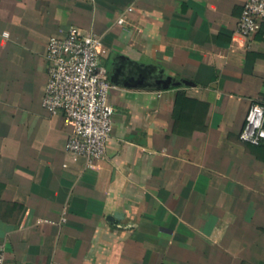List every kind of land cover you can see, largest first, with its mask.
<instances>
[{"label": "crops", "instance_id": "crops-1", "mask_svg": "<svg viewBox=\"0 0 264 264\" xmlns=\"http://www.w3.org/2000/svg\"><path fill=\"white\" fill-rule=\"evenodd\" d=\"M245 1L0 0L4 264H264V139H239L264 102V22L238 32ZM70 26L101 37L113 84L92 165L40 104Z\"/></svg>", "mask_w": 264, "mask_h": 264}, {"label": "built area", "instance_id": "built-area-1", "mask_svg": "<svg viewBox=\"0 0 264 264\" xmlns=\"http://www.w3.org/2000/svg\"><path fill=\"white\" fill-rule=\"evenodd\" d=\"M116 22L122 24L124 18L119 17ZM262 22L264 0H246L238 19V32L250 36ZM102 52L100 36L83 33L75 26H70L62 37L50 36L46 43L47 81L40 104L49 113L61 111L66 116L72 131L65 150L85 157L87 165L104 156L112 130L113 108L108 102V92L113 84L100 64ZM239 139L252 145L264 139V102L251 103ZM64 214L65 210L62 221ZM0 264H4L2 244Z\"/></svg>", "mask_w": 264, "mask_h": 264}, {"label": "water", "instance_id": "water-1", "mask_svg": "<svg viewBox=\"0 0 264 264\" xmlns=\"http://www.w3.org/2000/svg\"><path fill=\"white\" fill-rule=\"evenodd\" d=\"M167 82L170 81V77H166L165 79ZM161 82L163 83V81L161 80Z\"/></svg>", "mask_w": 264, "mask_h": 264}]
</instances>
